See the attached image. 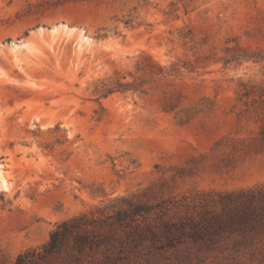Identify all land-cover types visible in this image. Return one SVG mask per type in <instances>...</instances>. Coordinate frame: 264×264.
Returning a JSON list of instances; mask_svg holds the SVG:
<instances>
[{
	"label": "rangeland",
	"instance_id": "rangeland-1",
	"mask_svg": "<svg viewBox=\"0 0 264 264\" xmlns=\"http://www.w3.org/2000/svg\"><path fill=\"white\" fill-rule=\"evenodd\" d=\"M0 171V264L128 197L213 230L122 264H264V0H0Z\"/></svg>",
	"mask_w": 264,
	"mask_h": 264
},
{
	"label": "trees",
	"instance_id": "trees-1",
	"mask_svg": "<svg viewBox=\"0 0 264 264\" xmlns=\"http://www.w3.org/2000/svg\"><path fill=\"white\" fill-rule=\"evenodd\" d=\"M114 91L108 88L104 94ZM247 200V203H240V208H234L235 214L229 217L231 222L235 216L236 221L245 226L254 219L255 199ZM150 210L151 206L134 198L111 201L99 210L101 218L83 214L58 224L39 252L33 250L21 254L15 264H122L128 259L129 243L164 240L173 244L183 237L195 241L213 230L210 224L203 225L189 219L179 224L165 223L159 234L147 227L148 233L145 234L146 227L141 226ZM117 233H121L120 237L114 238L113 234ZM124 236L131 241H126Z\"/></svg>",
	"mask_w": 264,
	"mask_h": 264
},
{
	"label": "bare ground",
	"instance_id": "bare-ground-1",
	"mask_svg": "<svg viewBox=\"0 0 264 264\" xmlns=\"http://www.w3.org/2000/svg\"><path fill=\"white\" fill-rule=\"evenodd\" d=\"M0 180L2 181L3 185L6 184V180H5V178L3 177L1 171H0Z\"/></svg>",
	"mask_w": 264,
	"mask_h": 264
}]
</instances>
